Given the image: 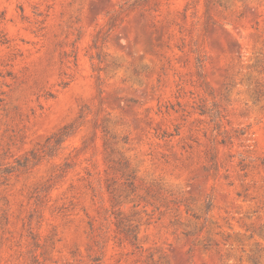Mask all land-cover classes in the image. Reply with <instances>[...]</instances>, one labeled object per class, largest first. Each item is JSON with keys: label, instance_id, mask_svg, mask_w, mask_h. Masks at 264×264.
<instances>
[{"label": "rangeland", "instance_id": "rangeland-1", "mask_svg": "<svg viewBox=\"0 0 264 264\" xmlns=\"http://www.w3.org/2000/svg\"><path fill=\"white\" fill-rule=\"evenodd\" d=\"M0 264H264V0H0Z\"/></svg>", "mask_w": 264, "mask_h": 264}, {"label": "trees", "instance_id": "trees-1", "mask_svg": "<svg viewBox=\"0 0 264 264\" xmlns=\"http://www.w3.org/2000/svg\"><path fill=\"white\" fill-rule=\"evenodd\" d=\"M201 112H208L212 119L219 117V112L217 111L216 107H213L212 109H206V108H200Z\"/></svg>", "mask_w": 264, "mask_h": 264}]
</instances>
